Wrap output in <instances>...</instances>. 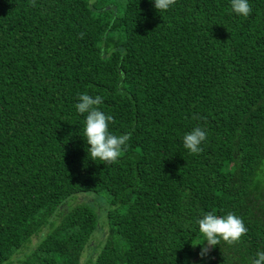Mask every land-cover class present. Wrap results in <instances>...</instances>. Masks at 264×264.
Wrapping results in <instances>:
<instances>
[{
	"label": "trees",
	"instance_id": "obj_1",
	"mask_svg": "<svg viewBox=\"0 0 264 264\" xmlns=\"http://www.w3.org/2000/svg\"><path fill=\"white\" fill-rule=\"evenodd\" d=\"M249 3L242 17L229 0L159 13L151 0H0V264H80L104 223L88 264H250L264 250V0ZM81 93L129 134L115 162L86 159ZM195 126L206 139L190 153ZM84 192L105 195L103 223L89 197L66 200ZM205 212L246 232L198 255Z\"/></svg>",
	"mask_w": 264,
	"mask_h": 264
},
{
	"label": "clouds",
	"instance_id": "obj_2",
	"mask_svg": "<svg viewBox=\"0 0 264 264\" xmlns=\"http://www.w3.org/2000/svg\"><path fill=\"white\" fill-rule=\"evenodd\" d=\"M231 11L237 16L247 17L251 13L249 0H229ZM175 0H151L152 7L157 13L166 11ZM99 95L90 96L81 93L75 103L77 113L84 114L83 134L78 132L86 145V159L93 162H115L122 151L127 148L129 134L114 135L109 130L112 117L101 111L97 105L101 103ZM206 139V131L200 126L193 127L183 134V147L190 153H198L201 144ZM199 233L204 238V244L198 255L205 256L209 246L217 245L222 239L227 243L237 241L246 232L242 219L228 212L217 215L214 212L203 213L196 221ZM250 264H264V250H258L250 259Z\"/></svg>",
	"mask_w": 264,
	"mask_h": 264
},
{
	"label": "rangeland",
	"instance_id": "obj_3",
	"mask_svg": "<svg viewBox=\"0 0 264 264\" xmlns=\"http://www.w3.org/2000/svg\"><path fill=\"white\" fill-rule=\"evenodd\" d=\"M84 196H87L91 199V201H89L88 204L96 211L97 220L99 216L100 220L102 218V223H103V216L100 213L101 212L105 213L108 207L105 195L103 193H97V192L77 193L75 195L69 196L66 200H70L69 204L72 205V204H76L78 202L84 201L83 199ZM67 207L68 205H63L62 209L65 210ZM105 233H106L105 223L100 224L94 233L93 239L89 242L87 247L83 250V253L79 259L80 264H88V261L94 257L95 253L99 250V249L96 250V246L98 242H100L104 238ZM35 240L36 238L32 237V241L29 244V247H32L34 245ZM27 250L28 249L23 250L22 252L18 253L17 256L22 255L23 253L27 252Z\"/></svg>",
	"mask_w": 264,
	"mask_h": 264
}]
</instances>
